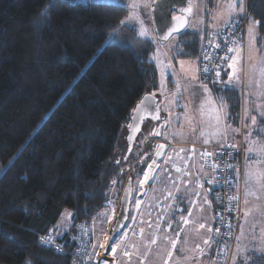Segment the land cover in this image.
Listing matches in <instances>:
<instances>
[{"label":"trees","instance_id":"obj_1","mask_svg":"<svg viewBox=\"0 0 264 264\" xmlns=\"http://www.w3.org/2000/svg\"><path fill=\"white\" fill-rule=\"evenodd\" d=\"M245 3L264 35V0ZM126 10L79 0H0V162L7 165L0 175V264H72L78 225L91 224L113 182L130 169L126 127L135 104L158 85L152 41L134 29L123 28L126 42L98 51L122 29ZM208 33L199 41L187 32L178 56L200 54ZM224 77L215 91L237 125L239 104ZM241 158H232L234 183ZM64 211L71 216L62 231ZM48 234L61 252L40 243ZM93 242L91 231L92 256Z\"/></svg>","mask_w":264,"mask_h":264},{"label":"crops","instance_id":"obj_2","mask_svg":"<svg viewBox=\"0 0 264 264\" xmlns=\"http://www.w3.org/2000/svg\"><path fill=\"white\" fill-rule=\"evenodd\" d=\"M216 31L218 30L212 32ZM197 58L196 77L184 85V92H181V95H175L177 97L174 101L175 103L177 101L178 103L180 101L187 103V108L191 110L194 119L191 118L190 121L187 114L182 112L181 107L170 106L168 102H164L162 107L159 106L166 128L162 129L159 141L164 144V152L153 175L157 178L150 181L146 187L141 186L139 190H132L126 227L110 246L111 249L109 248L106 252H104L105 248L101 252L100 249L104 245L110 225L103 230L95 257L99 253H104V255L102 262L98 261L97 264H114V262L129 264L128 258L123 255V250L124 247L131 244L140 245L139 256L132 248L128 247V250L133 252L131 264H140L143 253L146 251L148 255L144 258V264H164L166 259L169 260V264H242L245 262L244 258L248 257L250 261H254L264 256V202H256L252 195L245 197V190H241L240 185L237 186L239 177L236 179L234 173L235 187L233 191L235 194L240 193L241 196V217L229 255L222 262L210 261V240L214 227L215 175L199 160V155L203 152V148L218 149L225 143H234L235 140L230 139L228 130L226 135L223 134V130L225 124L229 130H231V124L233 126L235 124H233L234 120L229 106L221 91L216 92L200 82V54ZM180 67L182 70L189 69L185 62ZM224 73V85L229 87L225 83L227 66ZM217 97L221 98V100L218 99L222 102L223 106H221L227 115L226 117L221 116L219 125L221 133L212 135L211 133L215 131L214 109L221 107L216 100ZM248 97L253 107L255 99L251 93L248 94ZM201 104L205 106L203 115H201ZM177 116L180 117L179 121L176 120ZM250 116V120H246L248 131L253 125V113ZM169 119H171V123H167ZM146 129L149 134L150 126ZM202 131L206 133L204 136H201ZM205 139L209 143L205 144ZM155 142L158 141H153V144ZM182 149L183 151H181ZM177 168L180 169L179 172L176 171ZM169 193L172 195L170 196ZM137 199L141 200L139 208L136 205ZM259 201H264V199ZM190 209L191 216H189ZM104 210L107 212L111 210L112 215L115 213L112 201L108 200L104 203L101 214L104 213ZM245 212L249 214L245 216ZM182 217L188 218L189 224L184 225ZM169 224H171V228H169ZM200 224H204V227L200 228ZM157 225H159V229H157ZM141 229H143V234H141ZM125 233H127L126 244L124 247H117V252L113 254L112 247L121 245ZM176 233H180V235L177 236ZM151 234L160 238L156 245L150 246L151 250L149 251L144 247V244L150 241ZM164 235L177 240L175 249L162 239ZM205 240L208 241L207 244L204 243ZM168 250L173 253L171 258L167 256Z\"/></svg>","mask_w":264,"mask_h":264},{"label":"rangeland","instance_id":"obj_3","mask_svg":"<svg viewBox=\"0 0 264 264\" xmlns=\"http://www.w3.org/2000/svg\"><path fill=\"white\" fill-rule=\"evenodd\" d=\"M82 2H98V3H109V4H121L127 10L124 17L121 19L119 26L121 30L117 29L115 32L110 34L106 40L99 47L98 51L107 43H118L126 42L129 39L123 28L134 29L135 34L141 38L150 39L152 41L153 49L150 53V61L153 63L156 74H157V89L152 93L155 94L158 99V106H163L164 102H168L171 105L181 107L182 112H185L191 121L194 119L191 114V110L187 108V103L184 101H178L175 103V98L184 92V85L190 80L192 81L197 75L198 70V55L199 53L192 55L189 59L179 58V53H184L181 48L183 43L188 40L184 39L187 32L195 34V37L201 40L206 32H212L214 30H220L226 24L231 21L241 18L242 14H233L231 18L227 15V6L232 0H190L189 8L191 12L188 14L187 26L180 34L173 36L165 45H160L153 33L150 8L153 0H79ZM246 6L244 0V8ZM239 12V5H237V13ZM124 23H121V22ZM225 21H228L225 23ZM254 26V38L250 39L249 28ZM220 28V29H219ZM146 30L147 35H141V31ZM133 35H131V38ZM183 42V43H182ZM184 47V46H183ZM201 47V46H199ZM186 49V47H184ZM194 48V47H193ZM233 51L230 55V60L227 64V77L226 85L235 91L237 101L239 104L238 109V124L230 126L228 129V135L230 139H234L233 142H238L240 136L243 141V154L241 162L239 160V170L235 171L236 179L240 174L241 179L237 180V186H241V190L246 191L245 186V169L246 166H252L253 169L264 171V152H259L258 149L264 148V95L261 92L264 91V80H260L259 77V66L260 62L264 60V35H262L255 21L248 16L246 23V38L244 43L238 41L232 46ZM200 49L196 48V51ZM188 52V51H187ZM189 54H193L189 52ZM174 60V62H172ZM185 62L189 69L182 70L180 65ZM231 65V67H230ZM255 66V67H254ZM169 78V79H168ZM253 95L255 101L252 107V102L249 100L248 94ZM177 95V96H175ZM217 97L216 100L221 106V98ZM179 100H181L179 98ZM183 105H180V104ZM223 106V105H222ZM253 113V117L256 118L255 124L252 125L251 130H247V121L250 120V114ZM191 115V116H189ZM252 117V121H253ZM247 120V121H246ZM148 135V136H147ZM147 138V140H146ZM151 137L148 134L147 129L144 127L138 141H136L134 149L132 150L131 158L134 159L130 165L128 172L125 171L124 179L122 181L115 182L110 190V198L112 204L115 207V213L112 215L110 211H103L109 218H101V213L90 222L92 227V238L93 245L95 244V253L98 251L99 240L103 230L109 225L111 230L118 209L119 196L126 183L128 177L132 178V190H139L141 186L140 181L143 180L144 171L147 166V158H151V146L148 143ZM152 144V143H151ZM253 151H249V149ZM150 160V159H149ZM146 162V163H145ZM7 166V165H6ZM0 162V175L6 167ZM210 169V168H209ZM141 170V171H140ZM214 172V171H213ZM215 175V173H214ZM216 187V179H215ZM249 190L254 192L252 195L256 202L260 199H264V185L250 182ZM71 213L64 211L61 218L58 221L57 228L60 230H66L70 224ZM213 235V234H212ZM109 237V233L105 239L104 245L101 247L100 252L105 248ZM212 238V237H211ZM211 241V240H210ZM93 249V248H92ZM92 249L90 251V257H92L89 264H97L102 262V256L104 253H99L96 257L95 254L92 256ZM111 249V247H110ZM264 257V256H263ZM250 258H244L242 264H254V261H250ZM248 260V261H247ZM261 264H264L262 262Z\"/></svg>","mask_w":264,"mask_h":264},{"label":"built area","instance_id":"obj_4","mask_svg":"<svg viewBox=\"0 0 264 264\" xmlns=\"http://www.w3.org/2000/svg\"><path fill=\"white\" fill-rule=\"evenodd\" d=\"M247 19L248 15L244 8L241 18L231 21L219 31L209 32L204 38L200 50V82L210 89L215 90L223 82L222 77L231 55L229 49H232L235 42L244 43ZM225 145L228 146L225 147ZM231 145H235V147ZM242 151L243 141L240 136L236 143L228 142L218 149L203 148V152L199 155V160L214 171L216 179L213 201L214 227L210 241L211 262H222L226 259L238 228L241 217V196L240 193L235 194L233 191L234 180L231 168L233 155L238 153L241 157ZM204 153L210 155H204ZM217 229H219L218 233ZM40 243L45 247L52 248L56 253L62 250L60 244L54 241L51 234L40 237ZM82 245L87 249L83 253L84 257L89 256L92 246L90 224H79L77 227L72 264H84V260L79 255ZM89 263L90 260L87 261V264Z\"/></svg>","mask_w":264,"mask_h":264},{"label":"water","instance_id":"obj_5","mask_svg":"<svg viewBox=\"0 0 264 264\" xmlns=\"http://www.w3.org/2000/svg\"><path fill=\"white\" fill-rule=\"evenodd\" d=\"M189 3L190 0H153L152 1L150 8L152 29L155 35V39L160 45H165L173 36L178 35L182 31H184V29L187 26ZM173 29H177L178 31L173 32L172 31ZM165 37L168 38L165 39ZM145 96L153 97L152 114H155V108L158 107L159 117H160L159 120L152 119L151 115L147 111H144L142 107L138 108V105L141 104V101L144 100ZM158 101H159L158 97L156 95L153 96V93L151 92L144 94L140 98V100L135 104V106L132 109L129 119V124L126 127V134L124 137L126 143V149L124 153V160H125L129 157L132 150L134 149L135 143L136 141H138V137H140L144 127L146 128L150 126L149 136L151 137V140H149L148 143L152 146L151 158L145 168V171H148L150 177L154 175L157 168V164L164 152V147L162 149L160 148L161 145L164 146L162 142H159L161 135H155L156 132L161 133L162 129L166 128V123H164V116L162 115V111L158 106ZM153 141H158V142H155L153 144ZM149 165H152L155 171L149 170ZM128 171L129 169L126 168V172ZM148 183L149 182H145L143 186L146 187ZM131 198H132V180L131 178H127L126 183L119 196L116 218L110 230L104 252L110 248V246L114 243V241L120 236L121 232L123 231L124 226L126 225L128 220Z\"/></svg>","mask_w":264,"mask_h":264},{"label":"snow or ice","instance_id":"obj_6","mask_svg":"<svg viewBox=\"0 0 264 264\" xmlns=\"http://www.w3.org/2000/svg\"><path fill=\"white\" fill-rule=\"evenodd\" d=\"M237 5H239V12L238 13H237ZM51 6L52 5H51V2H50L49 9L51 8ZM188 11L191 12V8H189ZM226 11H227V15L229 16V18H231V16L233 14H243V12H244V0H232V2L227 6V10ZM44 15L46 16L47 12H45ZM227 22L228 21H225V23H227ZM121 23H124V22L122 21ZM258 25H259V21H256L255 22V26H258ZM172 31L176 32L178 30L177 29H173ZM140 34L146 36L147 35V31L146 30H142ZM249 36H250V39L254 38V26H250V28H249ZM167 38L168 37H165V39H167ZM232 51H233V49L230 48L229 52H232ZM230 67H231V65H230ZM205 71H207V69H205ZM259 77H260V80H264V60H262L260 62ZM205 91H207V89H205ZM154 95L155 94H153V96ZM261 95H264V91L261 92ZM221 105H222V102H221ZM141 107L143 108L144 111H147L151 115L152 119H155V120H159L160 119V117H159V108L158 107L155 108V114H152L153 113V97L152 96H145L144 100L141 101V104L138 105V108H141ZM204 107H205L204 104H201V115L204 114L203 113ZM214 112H215V115H214L213 118H214V121H215V125H214L215 131L211 133L212 135H216V134H220L221 133V129L219 128V125H220V122H221V116L223 115V116L226 117V115H227L226 112L223 111V107L222 106L221 107H217L216 109H214ZM176 120L179 121L180 117L177 116ZM255 122H256V118L253 117V124H255ZM167 123H171V119H169V121H167ZM226 133H227V125L225 124V128L223 130V134L226 135ZM205 134L206 133L204 131L201 132V136H204ZM155 135H161V133L160 132H156ZM204 143L207 144V143H209V141L207 139H205ZM227 146L228 145H225V147H227ZM231 146L235 147V145H231ZM163 147H164L163 145L160 146L161 149ZM181 151H183V149ZM249 151L251 152V151H253V149L250 148ZM259 152H264V148L258 149V153ZM204 155H210V154L209 153H204ZM154 163H155V161H154ZM229 167H231V165H229ZM149 170L155 171V169H153L152 165H149ZM176 171L179 172L180 169L177 168ZM156 178L157 177H155V176L150 177L149 174H148V171H145L144 179L140 181V184L143 185L145 182H150L152 180H155ZM250 182H255L257 184L264 185V171H261V170H258V169H253L252 166H250V165L246 166V169H245V186H246L245 197L255 194L254 192L249 190L248 186H249ZM113 183H115V181ZM169 195L171 196L172 194L169 193ZM196 195H199V193H196ZM233 199H235V197H233ZM193 203H195V202H193ZM136 205H137V208H139L140 205H141V200L137 199ZM181 211H182V209H181ZM248 214H249L248 212H245V216H247ZM189 216H191V209L189 210ZM101 218L102 219H104V218H109L110 219V217H107L106 214H104V213L101 214ZM125 218H127V217H125ZM133 219H135V217H133ZM160 219H162V218H160ZM182 220H183V224L184 225L189 224V219L188 218H183L182 217ZM124 227H126V226H124ZM149 227H151L150 224H149ZM203 227H204V224H200V228H203ZM169 228H171V224H169ZM157 229H159V225H157ZM218 232H219V229H217V233ZM141 234H143V229H141ZM134 235H135V233H134ZM176 235L179 236L180 233H176ZM126 238H127V233H125V237L122 238L121 245L112 247L113 254H115L117 252V247H124V245L126 244ZM158 238H160V237H157L155 234H151L150 241H147L144 244V247L148 248L149 251H150L151 250L150 246L151 245H156ZM162 239H164L167 243H169L173 249L176 248L177 240L170 239L167 235H164L162 237ZM204 243L207 244L208 241L205 240ZM93 247H95V245H93ZM128 247L132 248L135 251V254L139 256L140 255V245L131 244V245H128L127 247H124L123 255L128 258L129 264H131V259H132L133 252L129 251ZM197 247H199V246H197ZM86 251H87L86 247L82 245V250L79 253V255H80V258L82 260H84V264H87V261L91 259L90 255L87 256V257H84L83 253L86 252ZM147 255H148L147 251L143 253V258L140 260V264H144V258H146ZM172 255H173L172 251L168 250L167 251L168 258H171ZM114 264H116V262H114ZM164 264H169V260L166 259L164 261Z\"/></svg>","mask_w":264,"mask_h":264},{"label":"flooded vegetation","instance_id":"obj_7","mask_svg":"<svg viewBox=\"0 0 264 264\" xmlns=\"http://www.w3.org/2000/svg\"><path fill=\"white\" fill-rule=\"evenodd\" d=\"M151 146V145H150Z\"/></svg>","mask_w":264,"mask_h":264}]
</instances>
